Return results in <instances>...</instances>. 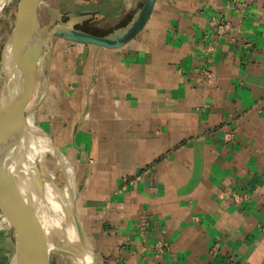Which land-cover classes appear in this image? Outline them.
I'll return each instance as SVG.
<instances>
[{
	"label": "crops",
	"instance_id": "0c3cea01",
	"mask_svg": "<svg viewBox=\"0 0 264 264\" xmlns=\"http://www.w3.org/2000/svg\"><path fill=\"white\" fill-rule=\"evenodd\" d=\"M144 1L41 0L38 15L50 30L95 11L72 23L105 35ZM49 44L33 115L71 164L97 264H264V0H157L122 47ZM13 252L0 205V264Z\"/></svg>",
	"mask_w": 264,
	"mask_h": 264
},
{
	"label": "water",
	"instance_id": "95a60500",
	"mask_svg": "<svg viewBox=\"0 0 264 264\" xmlns=\"http://www.w3.org/2000/svg\"><path fill=\"white\" fill-rule=\"evenodd\" d=\"M156 1L145 0L129 23L105 35L75 27L73 19L89 17L95 13L80 11L68 13L66 20L57 22L44 37L38 15L41 0H19L16 22L1 51L3 82L0 89V205L14 228V252L8 264H53L52 252L48 248L49 240L39 229L28 185L22 187L12 169L16 157L20 162L25 159L27 121L35 109L33 107L27 110L26 107L31 98L36 72H42L51 39L58 37L105 48L122 47L144 30ZM33 37H37L36 46L31 45ZM8 44L13 46L11 66L5 61ZM36 126L50 139L54 152L58 156H64L48 131L38 124ZM76 194L75 185L69 210L76 231L77 245L74 248L78 251L77 254L88 255L89 264H97L94 246L78 213Z\"/></svg>",
	"mask_w": 264,
	"mask_h": 264
},
{
	"label": "rangeland",
	"instance_id": "374dc122",
	"mask_svg": "<svg viewBox=\"0 0 264 264\" xmlns=\"http://www.w3.org/2000/svg\"><path fill=\"white\" fill-rule=\"evenodd\" d=\"M18 2H19V0H9L8 3L5 4V6L2 10L3 12L0 15V70H1L2 47H3L4 43L6 42L8 36L11 33V31L14 27V24L16 22ZM47 32H48L47 28L42 29V33H43L44 37L47 36ZM37 73L39 75V73H41V71L37 70L36 74ZM1 74L2 73L0 71V75ZM39 82H41L40 79H39ZM1 85H2V82L0 80V89H1ZM31 100H32V97L30 98V101L28 102V105L26 107L27 110L31 109L33 106L32 102L34 100L33 101H31ZM30 119L33 123H35L37 125V123L35 121V115L32 114ZM30 154L33 156H31ZM30 154L28 155V158L25 161V163L27 164L26 166L29 169H28L27 175L25 173L26 170L23 171L24 181L28 182V181L34 180L36 182L47 183L49 185V187L51 189V192H50L51 193V195H50L51 200L49 203L46 202V205H47V210L49 209L47 212L48 213L50 212V213H49L48 217H46V219L49 218L52 222V223L51 222H48V223H49L50 228L55 231L54 232V236H55L54 239L64 243L65 245H67L69 247L71 246L69 248V250H67V251H61L58 249L51 250V252H52V263L53 264H77L76 256H77L78 251L74 248V247H76L77 242L73 238V235H72L73 228H72L71 217H70L69 213L66 212L65 207H62V208L59 207L58 208L56 206L57 205L56 204L57 199L55 200L56 191H57L56 187L59 189V191L61 190L60 188H62L63 186H68L71 189L74 188L75 180H74L73 170L71 167L70 168L64 167V165H62V161H61L60 156H58L54 152L53 148L49 149L48 145H46L45 142H43V141H38V144L36 146H34V149L31 151ZM28 159H30V160L28 161ZM35 161H37L38 163ZM33 164H35V165H33ZM28 165H30L31 167ZM32 168L34 170H32ZM38 172H39V174H38ZM42 175H43V177H42ZM54 183H56L57 186ZM60 210H61V212H60ZM51 214H53L52 217H51ZM51 238H53V236H51Z\"/></svg>",
	"mask_w": 264,
	"mask_h": 264
},
{
	"label": "bare ground",
	"instance_id": "6f19581e",
	"mask_svg": "<svg viewBox=\"0 0 264 264\" xmlns=\"http://www.w3.org/2000/svg\"><path fill=\"white\" fill-rule=\"evenodd\" d=\"M8 1L9 0H0V15L2 14V12H3L2 10H3L4 6H5V4L8 3ZM37 44H38L37 37H33L31 45L32 46H36ZM5 58H6L5 61L8 64V66H11V63H12V60H13V46L10 45V44H8L6 49H5ZM1 77H2V74L0 75V80H1V82H3V79H2L3 77L2 78ZM27 127H28L27 128L28 130L26 131V150H25L26 154H25V159H23V162H20L19 159L17 160V157H16V159L12 163V169L14 171V174L16 175V179H17L18 183L22 187H25L26 185H28V189H29L28 193L30 194V197L33 200V205H34V210H35L38 226H39L40 231L45 236L48 237V240H49L48 248H49V250L50 249L51 250L58 249V250H61V251H67V250H69V248L71 246L69 247V246L65 245L64 243L54 239L55 238V236H54V232L55 231L50 228L49 223H48V222H51V220L49 218L46 219V217H48V215L50 213V212L49 213L47 212L49 209L47 210V205H46V202L49 203L50 200H51V198H50L51 189H50L49 185L47 183H40V182H36L34 180L25 182L24 178H23V171L26 170L25 173L27 175L28 174V169H29L26 166L27 164L25 163V161L28 158V155L34 149V146H36L38 144V141H43V142H45L46 145H48L49 149L52 148V144H51L50 139L46 136V134L43 131H41L39 129L38 126H36L31 121L30 118H28ZM31 156H33V155H31ZM60 158H61V161H62V165H64V167H69V168L71 167L69 161L64 156L60 155ZM29 160L30 159H28V161ZM35 162H37V161H35ZM33 165H35V164H33ZM28 166H30V165H28ZM33 168H32V170L35 169V168L34 169ZM38 174H39V172H38ZM42 177H43V175H42ZM56 189H57V191H56L55 200L57 199L56 200V202H57L56 204L57 205L56 204L55 205L58 208L59 207H61V208L65 207L66 212L69 213V210H70V207H71V203L73 201L75 185H74L73 189H71L68 186H63L62 188H60L61 189L60 191H59V189L57 187H56ZM60 212H61V210H60ZM52 215L53 214H51V217H52ZM72 228H73L72 235H73V238L76 240V234H75L76 231H75L73 222H72ZM51 236H53V238H51ZM76 245H77V243H76ZM76 260H77V264H89V262H90L88 255L87 254H83V253H78L77 256H76Z\"/></svg>",
	"mask_w": 264,
	"mask_h": 264
},
{
	"label": "built area",
	"instance_id": "2783aa9c",
	"mask_svg": "<svg viewBox=\"0 0 264 264\" xmlns=\"http://www.w3.org/2000/svg\"><path fill=\"white\" fill-rule=\"evenodd\" d=\"M226 28H228V24H221L218 26V31L220 32L221 30H226ZM208 50L209 51L213 50V46L209 45ZM215 79H216L215 73L207 69H201L197 75V81L203 84H213ZM125 181H128V180L126 179ZM130 181H133V180H130Z\"/></svg>",
	"mask_w": 264,
	"mask_h": 264
}]
</instances>
